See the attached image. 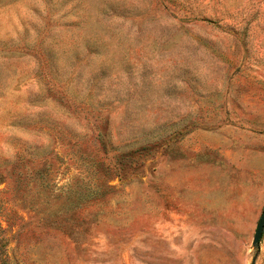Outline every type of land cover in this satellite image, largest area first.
<instances>
[{"label":"rangeland","instance_id":"1","mask_svg":"<svg viewBox=\"0 0 264 264\" xmlns=\"http://www.w3.org/2000/svg\"><path fill=\"white\" fill-rule=\"evenodd\" d=\"M264 0H0V264H264Z\"/></svg>","mask_w":264,"mask_h":264},{"label":"water","instance_id":"2","mask_svg":"<svg viewBox=\"0 0 264 264\" xmlns=\"http://www.w3.org/2000/svg\"><path fill=\"white\" fill-rule=\"evenodd\" d=\"M264 234V213L258 223L257 230L254 236L253 245L258 246Z\"/></svg>","mask_w":264,"mask_h":264}]
</instances>
